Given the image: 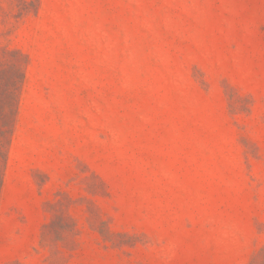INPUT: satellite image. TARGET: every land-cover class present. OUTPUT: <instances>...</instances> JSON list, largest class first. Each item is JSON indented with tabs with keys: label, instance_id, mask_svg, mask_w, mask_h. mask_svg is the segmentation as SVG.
Instances as JSON below:
<instances>
[{
	"label": "rangeland",
	"instance_id": "374dc122",
	"mask_svg": "<svg viewBox=\"0 0 264 264\" xmlns=\"http://www.w3.org/2000/svg\"><path fill=\"white\" fill-rule=\"evenodd\" d=\"M0 264H264V0H0Z\"/></svg>",
	"mask_w": 264,
	"mask_h": 264
}]
</instances>
